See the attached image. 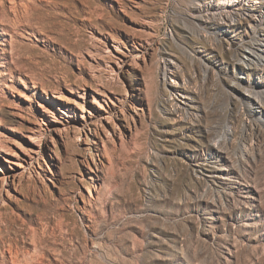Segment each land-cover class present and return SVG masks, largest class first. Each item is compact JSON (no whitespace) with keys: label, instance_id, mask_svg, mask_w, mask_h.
I'll return each instance as SVG.
<instances>
[{"label":"rangeland","instance_id":"1","mask_svg":"<svg viewBox=\"0 0 264 264\" xmlns=\"http://www.w3.org/2000/svg\"><path fill=\"white\" fill-rule=\"evenodd\" d=\"M262 39L264 0H0V264H264Z\"/></svg>","mask_w":264,"mask_h":264},{"label":"bare ground","instance_id":"2","mask_svg":"<svg viewBox=\"0 0 264 264\" xmlns=\"http://www.w3.org/2000/svg\"><path fill=\"white\" fill-rule=\"evenodd\" d=\"M255 54H258V58L261 60V62H264V39H262V41H259L258 47L252 46V47H249L248 49H246L245 52H244V58L247 59V60L248 59L250 60L252 58V56H254ZM251 103L253 105L254 104H261L259 98L257 99V97H255L253 102L251 101Z\"/></svg>","mask_w":264,"mask_h":264}]
</instances>
